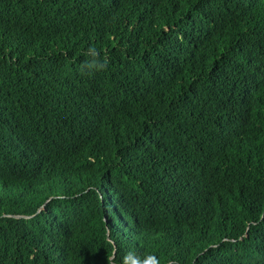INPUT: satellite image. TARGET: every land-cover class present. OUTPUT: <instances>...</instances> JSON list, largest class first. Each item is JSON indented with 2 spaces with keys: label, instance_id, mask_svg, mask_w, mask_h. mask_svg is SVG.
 Instances as JSON below:
<instances>
[{
  "label": "trees",
  "instance_id": "16d2710c",
  "mask_svg": "<svg viewBox=\"0 0 264 264\" xmlns=\"http://www.w3.org/2000/svg\"><path fill=\"white\" fill-rule=\"evenodd\" d=\"M130 252L264 264V0H0V264Z\"/></svg>",
  "mask_w": 264,
  "mask_h": 264
},
{
  "label": "clouds",
  "instance_id": "9594fccd",
  "mask_svg": "<svg viewBox=\"0 0 264 264\" xmlns=\"http://www.w3.org/2000/svg\"><path fill=\"white\" fill-rule=\"evenodd\" d=\"M87 67L90 70H99V65L96 64L95 61L92 63H89ZM122 264H160V260L154 256L149 255L148 257L141 260L139 257H137L134 253H127L122 259Z\"/></svg>",
  "mask_w": 264,
  "mask_h": 264
}]
</instances>
